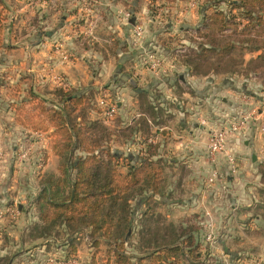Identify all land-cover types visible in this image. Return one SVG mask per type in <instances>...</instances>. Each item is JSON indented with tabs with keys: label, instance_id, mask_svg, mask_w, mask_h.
Masks as SVG:
<instances>
[{
	"label": "crops",
	"instance_id": "crops-1",
	"mask_svg": "<svg viewBox=\"0 0 264 264\" xmlns=\"http://www.w3.org/2000/svg\"><path fill=\"white\" fill-rule=\"evenodd\" d=\"M1 2L0 12L4 19L0 21L3 27L0 71H5V80L10 79L18 86L21 96L29 88L46 98H52L57 90L99 96L103 85L110 78L114 81L115 76L120 81L118 87L111 90L112 98L118 108L116 115L125 121L111 122V128L115 130L124 124L130 125L139 116L138 101L131 97L127 85L130 80L144 87L152 101L159 97L165 103L177 102L174 110L167 111L174 117L163 125L152 127L153 136L148 139V143L157 145V157L164 160L167 168L176 171L166 194H157L155 198H174L167 203L173 213L171 221L174 225L198 228L199 254L207 259L204 264H248L255 258L264 260V137L255 134L252 127L239 142L233 138L229 141L226 149L235 157L236 170L230 173L226 158L222 156L218 163L224 180L222 184H207L212 166L205 158L208 128L218 124L221 118L249 111L251 104L264 96L257 78L190 76L183 69L178 70L177 64L174 65L167 56H164L166 67L173 64L174 69L166 76L131 63L125 24L118 18L123 10H127L125 14L130 13L128 0L125 5L123 0H105L104 3L98 0L95 11L75 6L71 0ZM99 6L106 8L98 13ZM71 7L75 10L70 12ZM51 8L55 11L47 12ZM153 44H146L148 50ZM63 54L68 56L67 59ZM120 64L124 65L125 71H130L131 76L126 82L116 71ZM181 75L183 79H180ZM196 111L210 126L198 124ZM6 117L12 121L9 128L16 133V140H21L20 145L25 148H20L19 152L27 151L28 160L24 164L19 159L13 162L20 173L23 171V175H27L26 185L15 204L25 222L12 221L11 225L0 226V260L8 257V264H59L52 259L65 253L66 247H60L54 253L44 244L31 250L22 247V237L30 220L38 222L33 204L39 192L38 178L46 172L57 174L58 158L51 149L52 129L34 132L30 127L16 123L12 110L7 111ZM27 135H30L29 139L38 137L39 140L28 141ZM40 160H43V167L38 169ZM31 173L36 180L34 184H27ZM159 205L167 207L165 203ZM159 211L163 213L161 209ZM184 217L186 222L182 221ZM33 245H39V240ZM78 246L75 256L80 260V256L85 255V248ZM74 257L67 260L76 259Z\"/></svg>",
	"mask_w": 264,
	"mask_h": 264
},
{
	"label": "trees",
	"instance_id": "trees-1",
	"mask_svg": "<svg viewBox=\"0 0 264 264\" xmlns=\"http://www.w3.org/2000/svg\"><path fill=\"white\" fill-rule=\"evenodd\" d=\"M234 1L229 5L239 11L240 19L221 10L209 16L200 14L203 28L196 33L202 34L204 42L191 48L180 63L190 76L237 75L259 79L264 75V0ZM3 19L0 12V21ZM238 19L245 24L240 26ZM205 28L209 31L204 32ZM230 29L233 36L223 35ZM2 30L0 24V49ZM161 51L169 53L167 48ZM158 52L155 49L154 53ZM249 54L256 56L246 61L245 55ZM239 67L243 70H237ZM260 85L263 92L264 81ZM55 96L54 103L29 88L10 105L16 123L34 132L52 129L51 149L58 158L57 174L46 172L38 178L39 192L33 201L38 222L28 228L38 234L30 237L35 241H58L55 233L61 230L65 232L61 247H66L67 257H72L77 251L76 236L86 230L93 247L97 249L100 240L111 247L106 264H198L202 258L199 230L192 225L168 224L165 228L157 227L156 232L146 230L153 241L148 243L146 249L151 251L145 257H130L124 251L125 239L133 234L138 207L131 203L139 198L145 204L162 193L165 162L157 157V145L148 143V139L153 136L151 128L158 126L157 120L167 115L163 106L166 103L159 97L150 100L147 93L138 94L139 116L124 130L112 133L99 120L87 122L88 95L57 90ZM26 107L31 112L27 118ZM110 137L121 141L125 150L139 138V145L144 148L135 153L115 151ZM120 168L126 172L122 173ZM262 178L264 181V171ZM143 216L147 217V211ZM4 261L1 259L0 263ZM91 264H95L94 259Z\"/></svg>",
	"mask_w": 264,
	"mask_h": 264
},
{
	"label": "rangeland",
	"instance_id": "rangeland-1",
	"mask_svg": "<svg viewBox=\"0 0 264 264\" xmlns=\"http://www.w3.org/2000/svg\"><path fill=\"white\" fill-rule=\"evenodd\" d=\"M96 1L98 0H71V4L74 3L75 6H81L84 10H90L92 9L95 11V5L97 4ZM103 3L105 0H102ZM125 1L123 0V3L125 5ZM136 1V2H135ZM235 2L234 0H128V8H129V17H126V11L123 10V12H120L118 15V18L120 21H124L123 24L125 29V33L127 35V49L129 52L130 62L131 63H137L140 65L139 67H143L147 69V66L140 57L142 54V51L139 48H136L131 43V31L134 26H141L144 30L143 37L141 39V44L144 49V51L149 52H155L159 51L157 54L158 57L164 58V56H167L170 58V61L177 64L178 70L184 71L185 74L189 75L186 70L181 67L180 63L184 55H187L191 48H195L200 42H204L200 36L202 34L196 33L197 29L201 30L203 28V19L201 18V13L205 14L206 16H209L213 14L215 10L218 11H224L228 14L233 15L234 17H239V11L237 9H233L230 7V2ZM49 2V0H48ZM80 2V3H79ZM135 2V5L132 3ZM83 5V6H82ZM98 6V5H97ZM126 7V6H125ZM101 8V9H100ZM104 6L97 7V12H103ZM201 9V10H200ZM75 10V7H71L70 12ZM55 8L49 9L47 12H54ZM68 12V11H67ZM124 19V20H122ZM240 26L245 24L244 21L239 20ZM209 29L205 28L204 32H208ZM182 32V33H180ZM231 29L226 30L223 35H230ZM232 35V34H231ZM233 36V35H232ZM148 43H154L151 50H148V47L146 44ZM9 48V46H8ZM167 48L169 50V53L162 52L161 49L165 50ZM255 54H249L245 55V60H249L254 56ZM256 56V55H255ZM126 68H124V65L120 64L116 67V71L118 72V75H123L126 79L124 82L127 81L128 76H131L130 71H125ZM149 70V69H148ZM237 70L241 71L243 70V67L237 68ZM150 71V70H149ZM160 74V73H157ZM7 75H10L8 73ZM160 76H166L160 74ZM183 77V75H181ZM5 71H0V215H1V222L0 226L2 224L11 225L13 222L19 221V222H25V218L22 220V216L20 215V212L18 210L17 205H15L18 202L19 192L23 191V185H26L24 183L25 177L27 175H23L24 173H20L19 169L14 166V161L18 159L19 150L20 148L25 149L23 146H21V140L17 141V135L12 130V128H9V124L12 122L7 115V111L12 110L10 107L12 102H15L18 100V98L21 96L20 89H17L18 86L15 85V83H11L10 79L5 80ZM177 77V75H176ZM184 78V77H183ZM111 79V78H110ZM108 83L103 85L100 89V95L94 96L92 93L88 95L89 102H87L86 108H87V122L88 121H95L99 120L103 124V126H106L108 128L109 132L115 131L114 127L111 128L112 125L111 122L115 123H125V121H122L120 117L116 115L112 121H108L105 123L103 121V117L100 115V110L97 107V103L100 100L101 97H104V95H107V97L111 98L114 102L115 100L112 98L111 90L113 88H117L118 86V79L114 76V81L110 80ZM177 80V79H176ZM258 81H264V75H260V78ZM134 84H130V82L127 83L129 87V91L132 93L131 97L133 99L135 98L138 103V111L141 110L140 107V100L138 99V94L140 93H147L144 90V87H139L137 85V82L135 80L133 81ZM119 85H122L119 84ZM134 85V86H133ZM56 92V91H55ZM54 96L52 98L47 97L48 100H51L52 102H56L57 97ZM96 93V92H95ZM98 93V91H97ZM148 94V93H147ZM46 98V97H45ZM146 101H149L148 99ZM167 104L163 105L165 110H174L175 105L177 102L173 101V103L166 102ZM145 108V107H144ZM13 111V110H12ZM166 111V112H167ZM140 113V112H138ZM31 115L30 107H26L24 117L27 118ZM174 117L171 113L167 115H162L160 117L156 124L157 125H163L165 121L170 120V117ZM117 118V119H116ZM119 118V121L117 122ZM137 118V117H136ZM128 119V118H127ZM110 126H109V125ZM203 126V125H202ZM204 126H210L207 123ZM12 127V126H11ZM122 127V128H121ZM126 125L120 126L119 130H124ZM211 127V126H210ZM30 135H27L26 139L28 141H37L39 140L38 137H32V139H29ZM52 139V138H51ZM110 145L113 148V150H117L120 152L128 153V152H139L137 150H141L144 147L139 146V139L135 141V144L132 146V149H124L123 144H121V141H117L115 137H110ZM139 147V149H137ZM20 164V163H19ZM21 164H24L21 162ZM163 167L162 172V185H161V194H166V191L168 190V186H170L171 178L175 177L176 171H173L172 169L167 168L166 164ZM19 167L21 165H18ZM167 168V169H166ZM17 170V173H14ZM123 170V171H122ZM120 171L122 173L126 172L125 168H120ZM35 176V175H34ZM34 178V177H33ZM31 176H29L26 180L28 182L27 184H34V180ZM33 179V180H32ZM38 183V182H37ZM174 184V183H173ZM35 186V185H34ZM137 201H133L131 204L134 206H138L135 209V223L133 225L134 230L131 237L128 239L126 238V244L124 246V251L127 254V256L135 257V258H141L145 257L148 252L151 250L146 249L148 247V243L153 241V237L149 236L146 232V230H151L153 232H156V228H165L168 224H174L173 221V213H171V210L168 208V204L171 201L174 200V198H169L166 196L162 197H156L155 199H151L147 202L142 203L139 198L136 199ZM165 200V201H164ZM160 203H165L167 207H160ZM167 208V209H166ZM163 213H161L159 211ZM168 210V211H167ZM147 211V217L143 216V213ZM35 215V214H33ZM151 216V217H149ZM169 216V217H168ZM149 219V222L147 221ZM185 217L182 219L184 220ZM189 219V218H188ZM35 223L34 220H30V224L28 226L31 227ZM177 225V224H176ZM162 226V227H160ZM163 231V230H162ZM1 232V230H0ZM87 232V233H86ZM1 234V233H0ZM31 234H38V231L36 233L32 230H27L25 234H23V243L24 245L22 247L28 248V250H31L32 248H36L41 245H46L47 249L54 253V251L58 250L61 246H63V240L65 238V232H62L61 230L55 233V237L58 241H43L39 240V245H33L35 240H33L30 236ZM163 234V233H162ZM88 236V240H85V237ZM48 242V243H47ZM100 245L96 249L93 247V240L90 237L88 231L84 230L81 232V234L77 235L75 238V243L77 247L78 245L84 246V256H80V260L75 256L76 260H78L82 264H91L93 258H95V264H106V260L108 259V256H110L111 247L108 243H106L103 240H100ZM81 247V246H80ZM43 253V252H42ZM59 256L61 259L67 260L66 252L65 253H59L56 255L57 260ZM8 260V257H7ZM6 260V262H7ZM111 260L113 258L111 257ZM4 262H1L0 264H8ZM207 262L206 258H201L198 264H204ZM41 262H39L40 264ZM185 264H193L185 263Z\"/></svg>",
	"mask_w": 264,
	"mask_h": 264
},
{
	"label": "built area",
	"instance_id": "built-area-1",
	"mask_svg": "<svg viewBox=\"0 0 264 264\" xmlns=\"http://www.w3.org/2000/svg\"><path fill=\"white\" fill-rule=\"evenodd\" d=\"M129 17V14H126ZM143 28L141 26H134L131 31V43L134 47L139 48L142 51L140 57L144 60L147 69L152 73H163L167 75L174 69V65L166 67L164 58H160L154 52L144 51L141 39L143 37ZM59 51V49H58ZM64 59H67V55L63 54ZM97 107L100 110V115L103 117V121L107 123L112 121L117 114V104L111 98L104 95L101 97L97 103ZM198 111L195 115L198 116ZM198 124L205 125L208 124L205 118L199 117ZM254 127L255 134L264 137V96L256 103L251 104V109L246 112H240L239 114L228 117L221 118V120L211 126L208 131L209 138L208 144L205 151V158L211 163L212 169L210 175L207 178V184H222L224 182L218 168V163L221 157L225 156L226 161L229 166L230 173H234L236 170L235 157L231 155L226 149L229 141L233 138L234 141L239 142L250 130ZM18 159L21 162L28 160V152L21 151L18 155ZM43 160H40L37 164L38 169L43 167ZM208 216V215H207ZM1 222V215H0ZM88 240V236L85 237L84 241ZM207 240L209 237L207 236ZM54 262L59 264H82L76 259H52ZM248 264H264V260L261 258H255L248 262Z\"/></svg>",
	"mask_w": 264,
	"mask_h": 264
},
{
	"label": "water",
	"instance_id": "water-1",
	"mask_svg": "<svg viewBox=\"0 0 264 264\" xmlns=\"http://www.w3.org/2000/svg\"><path fill=\"white\" fill-rule=\"evenodd\" d=\"M180 79H183V77L181 76ZM134 80H130V84H134L133 83ZM134 86V85H133Z\"/></svg>",
	"mask_w": 264,
	"mask_h": 264
}]
</instances>
